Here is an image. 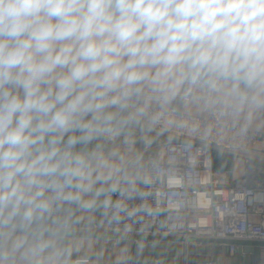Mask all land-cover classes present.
Instances as JSON below:
<instances>
[{"label": "clouds", "instance_id": "1", "mask_svg": "<svg viewBox=\"0 0 264 264\" xmlns=\"http://www.w3.org/2000/svg\"><path fill=\"white\" fill-rule=\"evenodd\" d=\"M179 86L264 108V0H0V264H89L65 207L144 211L112 199L138 159L87 146Z\"/></svg>", "mask_w": 264, "mask_h": 264}, {"label": "built area", "instance_id": "2", "mask_svg": "<svg viewBox=\"0 0 264 264\" xmlns=\"http://www.w3.org/2000/svg\"><path fill=\"white\" fill-rule=\"evenodd\" d=\"M167 102L177 106L166 108ZM192 102L202 104L201 115L184 110ZM144 104L149 117H156L155 123L146 118L130 127L139 141V174L149 182H136L142 196L134 193L132 199H124L113 195L112 199H122L129 210L142 206L145 210L131 217L121 213L116 221L111 212L105 215L100 208L101 214L90 223L73 224L69 235L84 240L89 237L94 243L93 253L79 255L89 257V264H105L106 251L119 247L122 236L128 237L130 250H153L159 239L166 238L178 239L185 253L175 264H221L215 252L199 253L203 259H188L191 243L218 241L229 253L243 255L246 253L239 250L244 245L239 243H264V151L253 148L264 143V134L242 121L238 108L209 106L200 92L188 86L180 92L170 91L167 99L146 96ZM127 129L118 138L124 137ZM149 136L162 140L152 143ZM117 139H101L93 145ZM215 153L242 157L246 161L244 174L233 179L232 171L217 169ZM145 159L149 171L142 175ZM127 264L141 261L132 256ZM155 264H162L161 258H155Z\"/></svg>", "mask_w": 264, "mask_h": 264}, {"label": "crops", "instance_id": "3", "mask_svg": "<svg viewBox=\"0 0 264 264\" xmlns=\"http://www.w3.org/2000/svg\"><path fill=\"white\" fill-rule=\"evenodd\" d=\"M183 86L177 87L174 92H180ZM176 105V102H167L166 108ZM219 106H224L218 104ZM232 107V106H227ZM238 108L240 113V119L247 122L250 128L254 131H258L264 134V108H254L249 106H240ZM184 110L193 115L202 114V104L200 102H192L185 105ZM128 132L124 137L118 138L116 141L108 144L107 142H98L93 145L87 146L88 151H100L103 155L107 156L109 153L115 152L124 158L125 162L136 161L139 153V141L135 133L134 128L128 127ZM149 140L152 143L161 142V137L149 136ZM80 147V146H78ZM253 148L264 151V143H256ZM142 175L148 173V167L146 159L143 162ZM215 166L220 170L232 171L233 179H237L242 176L246 168V161L239 156H234L226 153H215ZM139 172V163L136 169ZM232 179V181H234ZM101 209L95 211H82L76 209L74 206L65 207L61 215L67 216L73 221V224L78 223H90L98 215L101 214ZM68 242L70 245L78 246L80 249L79 253L91 254L94 250V243L87 237L84 239H77L74 236H68ZM128 239H120V246L115 248L113 251H106L105 253V264H127L128 260L134 256L141 261V264H155V258L159 257L162 260V264H175L180 261L185 253L178 242V239H159L157 246L153 250H130ZM215 252L219 255L221 264H264V243L257 242L252 252L246 253L245 255L237 252L231 254L228 251L226 245L217 242H202L194 240L191 243L190 249L188 250V259L192 260L195 258L203 259L204 255L199 253Z\"/></svg>", "mask_w": 264, "mask_h": 264}, {"label": "water", "instance_id": "4", "mask_svg": "<svg viewBox=\"0 0 264 264\" xmlns=\"http://www.w3.org/2000/svg\"><path fill=\"white\" fill-rule=\"evenodd\" d=\"M72 235V234H71ZM75 235V234H74ZM202 242H211V241H206V240H200ZM212 242H217L218 241H212ZM239 244H242L244 245V248L243 249H240L239 251L240 252H245V253H249V252H252L254 250V246L257 244L256 242H241Z\"/></svg>", "mask_w": 264, "mask_h": 264}, {"label": "rangeland", "instance_id": "5", "mask_svg": "<svg viewBox=\"0 0 264 264\" xmlns=\"http://www.w3.org/2000/svg\"><path fill=\"white\" fill-rule=\"evenodd\" d=\"M121 238H123V239H126V240L128 239V237H127V236H122Z\"/></svg>", "mask_w": 264, "mask_h": 264}]
</instances>
